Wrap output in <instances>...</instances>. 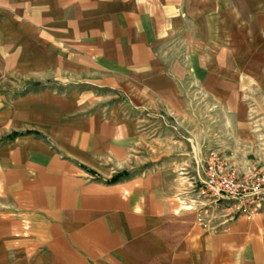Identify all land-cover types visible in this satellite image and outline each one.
<instances>
[{
  "label": "crops",
  "instance_id": "obj_1",
  "mask_svg": "<svg viewBox=\"0 0 264 264\" xmlns=\"http://www.w3.org/2000/svg\"><path fill=\"white\" fill-rule=\"evenodd\" d=\"M195 136L264 167V0H0V264H264V210L198 224Z\"/></svg>",
  "mask_w": 264,
  "mask_h": 264
},
{
  "label": "built area",
  "instance_id": "obj_2",
  "mask_svg": "<svg viewBox=\"0 0 264 264\" xmlns=\"http://www.w3.org/2000/svg\"><path fill=\"white\" fill-rule=\"evenodd\" d=\"M199 164L201 176L191 180V194L203 229L226 230L229 221L264 210V167L238 166L217 150L207 151Z\"/></svg>",
  "mask_w": 264,
  "mask_h": 264
},
{
  "label": "rangeland",
  "instance_id": "obj_3",
  "mask_svg": "<svg viewBox=\"0 0 264 264\" xmlns=\"http://www.w3.org/2000/svg\"><path fill=\"white\" fill-rule=\"evenodd\" d=\"M161 119L163 120V118H161ZM163 121H164V123H166V125L170 126L171 128H178L177 129V132L180 133V137L183 138V140H186L187 139L188 135L186 134L185 130L179 129L178 122L173 117H169L167 120H163ZM199 122L201 124L202 120L201 119H199V120L190 119L188 121V123H187V120H184V122L182 124V127H184V129H185L186 126H188V127H192L194 125H198L199 126ZM212 122H213V120H212ZM201 137L202 136H195V138H196L195 148H196V152L197 153L200 152L202 155H204L207 151L213 150V149H206V148L205 149H202L201 148L202 142H201V140H199V138L201 139ZM125 175H126L125 173L118 174V175L114 176L111 180H109L108 182H111V183L116 182L117 180H119L120 178H122Z\"/></svg>",
  "mask_w": 264,
  "mask_h": 264
}]
</instances>
